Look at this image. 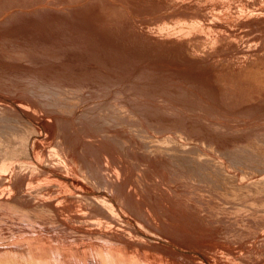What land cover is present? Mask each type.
Instances as JSON below:
<instances>
[{"label":"rangeland","instance_id":"rangeland-1","mask_svg":"<svg viewBox=\"0 0 264 264\" xmlns=\"http://www.w3.org/2000/svg\"><path fill=\"white\" fill-rule=\"evenodd\" d=\"M55 1L0 0V257L24 262L32 232L54 244L83 228L103 248L111 230L153 254L138 264H264V89L222 81L216 64L147 66L169 56L87 39L78 23L91 2L76 17L69 6L84 0ZM116 10L101 8L105 25L126 18ZM251 142L262 161L245 155Z\"/></svg>","mask_w":264,"mask_h":264},{"label":"bare ground","instance_id":"bare-ground-1","mask_svg":"<svg viewBox=\"0 0 264 264\" xmlns=\"http://www.w3.org/2000/svg\"><path fill=\"white\" fill-rule=\"evenodd\" d=\"M47 1H49V0H47ZM70 1L69 2L67 1V3H70ZM37 2H38V0H37ZM59 2L64 3V2H61V0ZM88 2H91V5H93V6L91 8H89L90 10H87L88 6L86 9L84 8L85 10L88 11L87 14L84 12L80 13V12H82L83 6L87 5ZM26 3H27V1H26ZM39 3H40V1H39ZM51 3L52 2L50 1V5H51ZM56 3H58V1ZM60 3L58 4L59 7L62 6V5H60ZM30 4L33 5L32 1ZM35 4L36 5H34V6L30 5L31 9H32V7H35L38 5L36 3V1H35ZM44 4L47 5V3L43 2V6H45ZM48 4H49V2H48ZM39 5H41V3ZM72 5H73V7L69 6L70 7L69 9H74L72 11L73 15L75 12L76 17H77L78 13L83 14V16H84V17L82 16V18H80L81 22L79 21L78 25H80L81 27H87L86 28L87 30L85 32L86 33L85 37L87 39L95 40L97 43L105 44V47L108 46V48L110 47L112 49L113 48L114 49L119 48L118 45H120V44L122 45L123 43H124L123 46L128 48V49L130 48V46H135L138 48L140 47L139 53L142 52V54L145 56L144 57L142 55V57H144V59L146 58L147 54H148V56H151V54L154 55L153 53H155V54L162 53L160 56H162L164 53L166 56H169L168 58H165L167 60H165V59L163 60V58L161 57L162 60H160V61L158 60V62L152 61V60L151 61L145 60V62H143V63L146 64L147 66L151 65V64H153V65L154 64H156V65L160 64V66L162 64V65H164V67L162 66V68H165L166 67L165 65L172 66V67L183 66L182 69L192 68V69H195L194 72H196L197 71L196 68H198V66L216 64V66L214 65V67H218V68L213 69V67H212V70L216 69L217 71H219L218 77L222 81L229 82L233 85L238 84V85H236L237 87H239V84H240V85H243L246 89H247V87L257 88L259 86H261V88L264 89V0H84V1L75 2ZM23 6H25V5H23ZM38 6H37V8H38ZM51 6H54V5L52 4ZM28 7H29V2H28ZM48 7H50V6H47V8ZM37 8L35 7L33 9V11L35 9L37 10ZM42 8H46V7H42ZM56 8H58V7H56ZM66 8H68V7H66ZM101 8H104V9H108V8L115 9V8H117V10L119 9L125 13L126 16H124V15H122V16H124V18L125 17L126 18L122 19V20L120 18V21H117L116 24H114L113 26H110V23L113 24V21L112 22L110 21V23L108 24V21H109L108 20L107 21L108 25L107 24L105 25L104 23H106V22L103 23L104 17H101L103 15V14L101 15V12H100ZM22 9L25 10V7ZM50 9H52V7ZM53 9H55V8H53ZM117 10H116V12H119ZM14 11H16V10H14ZM19 11L22 12L21 9H19ZM28 11H29V8H28ZM40 11H41V9H40ZM59 12H61V11H59ZM107 12L108 11H104V15L106 14L105 19L107 16ZM134 13H137V15L139 13H142L143 15L145 14L147 16L146 17L142 16V18H140V17L135 18V17H132V14H134ZM62 15H64V14H62ZM99 15H101V16L99 17ZM78 17H81V16H78ZM118 17H120V13H119ZM59 18H60V16H59ZM62 19H63V16H62L61 20ZM64 21H65V24L67 26L70 25V19H68V17L64 18ZM73 21H74V19H73ZM75 21H76V19H75ZM63 25H64V22H63ZM70 28H71V26H70ZM82 33H83V31H82ZM52 43H53V41H52ZM67 44H69V43H67ZM125 44L127 46L128 45L129 46L127 47V46H125ZM78 45H79V43H78ZM81 46H82V44H81ZM90 48H93V47H90ZM120 48H121V46H120ZM63 49H65V46L63 47ZM67 49H69V48H67ZM130 49H133V48H130ZM130 49L128 51H130ZM137 49H136V51H137ZM73 51H75V50H73ZM124 51H126V50H123V52ZM136 51H135V54H136ZM65 52H64V54H65ZM69 52H71V49H69ZM133 52H134V50H133ZM85 53H88V51ZM125 53H127V52H125ZM139 53L137 52V54H139ZM128 54H130V53L128 52ZM71 55H70V57H71ZM123 55L125 56V54H123ZM70 57H69V59L67 58L69 61H70ZM74 57H77V56H74ZM127 57H129V56H127ZM133 57H135V56H133ZM136 57H138V56L136 55ZM140 57H141V55H140ZM175 57H177V59H174ZM154 59H156V57ZM158 59H159V57H158ZM135 60L136 59H134V61ZM181 60H183V61H181ZM59 63H60V61H59ZM217 64H218V66H217ZM147 66L146 67L144 66V67L148 68ZM151 66H149V67H151ZM206 68H208V67H206ZM199 69H201V68H199ZM152 70L154 71V69H152ZM155 70H157V69L155 68ZM148 71H149V69H148ZM203 72H206V71L204 70ZM192 74H191V76H192ZM209 75H210V73H209ZM170 81H172V80H170ZM173 81H174V79H173ZM199 82L203 83V87L204 86L206 88L209 87L207 82H203V81L201 82L200 80H199ZM248 90H249V88H248ZM193 93H194V91H193ZM196 93H197V91H196ZM146 100H148V99H146ZM150 101H152V100H150ZM153 102L155 103V101H153ZM145 105H146V102H145ZM215 109H216V107H215ZM156 122H159V121H156ZM160 122H161V120H160ZM161 123H163V122H161ZM254 142H256V141H254ZM256 144L257 145H255V143L251 142L250 145L249 144L246 145L244 147L246 154L243 152V154H245V155H247V153L251 154L250 157L251 158L254 157V161L253 160L252 161L255 163L258 162V160H261V159L257 158L259 150H258V148H256L258 146V143H256ZM189 147H190V145H189ZM239 147H240V145H239ZM183 148L186 149L187 146L183 147ZM230 149L232 150L231 147H230ZM261 149H263V148H261ZM224 151H225V149H224ZM230 152L231 151H228L227 156H230ZM237 152H238V149H237L236 153ZM255 154H256V156H255ZM261 154H260V157L263 156V154H262V156H261ZM180 155H182V154H180ZM185 155L186 154L183 155V158ZM234 155H235V153H234ZM189 156L191 158V155H189ZM189 156L187 157V155H186V157H185V158H187L188 163H189V159H190ZM237 156H240V153H239V155L237 153ZM193 157L194 158H193L192 163L194 162V160H195V162H196V160H198V159H195L196 158L195 156H193ZM243 157H245V156H243ZM248 158H249V156L246 157V159H248ZM200 159L201 158H199V162L197 161V164L194 163L196 165L195 167H194V164L192 165V163L190 161L191 167H194L196 169L197 166H199L198 165L199 163H201V166L203 167L202 163L205 162V158L203 157L204 161H203V159L202 160H200ZM206 159H207V157H206ZM212 159H213V157H212ZM212 159H210V160L208 159V160L211 161ZM255 159H257V160L255 161ZM208 160H206V161H208ZM233 160L235 161L236 159H233ZM228 161L230 162V160H228ZM231 161H232V159H231ZM238 161L240 162V159L239 160L237 159L236 163ZM214 163H216V162H213V164ZM190 164H188L189 167H190ZM203 164L205 165V163H203ZM207 164L210 165V162H207ZM213 164H212V166H214V167L216 166V168L219 166L218 163H217L218 165H215V164L213 165ZM242 164H243V162H242ZM185 165H187V163H185ZM188 165H187V167H188ZM209 165H207V167ZM201 166H199V169L201 168ZM205 167H206V165H205ZM205 167H204V169H207V167L206 168ZM195 169H194V172H195ZM199 169H196V170H199ZM188 170H190V169H188ZM200 171H201V169L199 170V172ZM203 171H204V173L206 172L205 170H203ZM195 173H197V171ZM221 173H223L222 170H221ZM206 175H210V174H206ZM203 176H205V175H203ZM223 177H225V176L223 175ZM226 177H227V174H226ZM228 177H230V175H228ZM202 178H204V177H202ZM210 179H211V181L214 180L213 177H210ZM210 179H209V182H210ZM253 179H252V183H253ZM204 180H205V178H204ZM259 180L260 179H258V181ZM198 181H200V180H198ZM218 181H219V179H218ZM214 182L215 181H213V183ZM248 182H251V180ZM247 184L248 183L246 182V185ZM119 190H120V188H119ZM225 190H226V193H227V191H228V193L230 192L228 190V188L227 189L225 188ZM126 191L131 193L129 190H126ZM126 191H124V192L126 193V195L128 197V194ZM231 193H233V191H231ZM132 195H133V193H132ZM123 196H125V194ZM176 203H177V201H176ZM57 204H59V203H57ZM161 204L163 205V203H161ZM164 204H165V202H164ZM181 206L183 207V205H181ZM193 206L196 207L197 204L193 205ZM193 206H191V207H193ZM185 207L186 206H184L182 208L183 213H184ZM189 207H190V205H189ZM56 210H59V209H56ZM193 210H195V209L193 208ZM177 211H179L178 208H177ZM180 211H181V209H180ZM191 211H192V209H191ZM185 212H186L185 214H187V210ZM199 212H200V210H199ZM199 212H197L196 214H199ZM176 214H180V213L176 212ZM189 216H191V215L189 214ZM195 216L197 217V215H195ZM172 217L174 218V216H172ZM205 217L207 218V216H205ZM200 219H201V217H200ZM196 220H199V218ZM202 221H204V219ZM196 223H198V222L196 221ZM73 229H75V227ZM74 232H76V235H73L69 238L67 237L68 239L66 237L63 238L62 240L61 239L60 240L55 239V241H53L54 244H52V240H49L47 238L46 239L43 238V236L40 232H32L29 235L28 234L24 235V236H22L24 238H22L21 240L27 241L25 244L27 246V249L23 250L20 248L18 250L20 252V254L24 255V262L22 260H19V259H13L12 257L6 255L4 252V253H2V256L0 257V260H1L0 264H67L68 260H73L74 264H87V259L90 258L89 255H92V258L94 259L93 262L94 263L96 262V264H98V263L99 264H138L137 258H136L138 255L135 256L137 253L142 254V256H144V257H148V256L151 257L153 255V254L148 253L147 250L135 248V244L132 242L130 244H126V247H124V248L121 247L119 244L124 243V241L121 240L120 235L115 231H111V230L109 231L111 234L108 235L109 238H107V239L111 240L112 244H110L108 246V248H103L101 244H98L95 242V239L97 237H99V235L100 236L102 235V232H100V230H98V229H96L95 231L94 230L90 231L89 229L84 230L82 228V230H75ZM167 232H168V230H167ZM190 233H192V232L190 231ZM178 234H180V233H178ZM206 234L204 231L203 235H206ZM212 234H213V232H212ZM212 234H211V236H208V237H212L211 239H214L213 237H215V235L213 236ZM198 238L199 237L197 236V239ZM201 238H202V236H201ZM205 239L207 240V237ZM191 244L196 245V243L194 241H193V243L191 241ZM215 244H217V243H214V245ZM206 246L203 245L202 247L204 248ZM211 247H213V246H211ZM208 248L210 249V247H208ZM209 249L207 250V248H206L207 251H209ZM209 253H211V252L209 251ZM37 255H40V256L37 257ZM211 257H213V255ZM157 258L158 257H156L155 260H157ZM160 259H161V257H160ZM163 261H164V258H163L162 262ZM165 262H167V261H165Z\"/></svg>","mask_w":264,"mask_h":264}]
</instances>
